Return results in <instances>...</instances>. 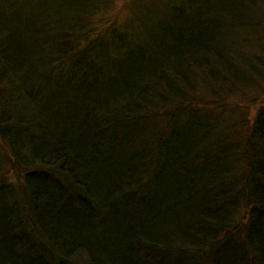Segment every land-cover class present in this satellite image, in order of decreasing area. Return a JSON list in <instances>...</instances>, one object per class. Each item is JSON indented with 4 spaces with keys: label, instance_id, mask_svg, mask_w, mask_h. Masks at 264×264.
I'll use <instances>...</instances> for the list:
<instances>
[{
    "label": "trees",
    "instance_id": "16d2710c",
    "mask_svg": "<svg viewBox=\"0 0 264 264\" xmlns=\"http://www.w3.org/2000/svg\"><path fill=\"white\" fill-rule=\"evenodd\" d=\"M263 97L264 0H0V264H264Z\"/></svg>",
    "mask_w": 264,
    "mask_h": 264
},
{
    "label": "rangeland",
    "instance_id": "374dc122",
    "mask_svg": "<svg viewBox=\"0 0 264 264\" xmlns=\"http://www.w3.org/2000/svg\"><path fill=\"white\" fill-rule=\"evenodd\" d=\"M131 4L122 5L120 2H117L115 5H113V9L110 11L111 15H121V18L125 15V12L128 11L129 7L131 8ZM264 100V97L262 98ZM239 104L242 106H245L249 109H253V105L250 104L249 101H240Z\"/></svg>",
    "mask_w": 264,
    "mask_h": 264
}]
</instances>
